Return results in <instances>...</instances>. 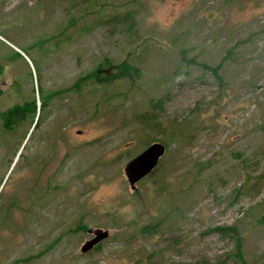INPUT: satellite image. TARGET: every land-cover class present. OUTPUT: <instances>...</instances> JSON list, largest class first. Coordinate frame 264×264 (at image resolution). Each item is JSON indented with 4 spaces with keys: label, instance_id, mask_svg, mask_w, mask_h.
Returning <instances> with one entry per match:
<instances>
[{
    "label": "rangeland",
    "instance_id": "obj_1",
    "mask_svg": "<svg viewBox=\"0 0 264 264\" xmlns=\"http://www.w3.org/2000/svg\"><path fill=\"white\" fill-rule=\"evenodd\" d=\"M221 227L264 264V0H0V264H239Z\"/></svg>",
    "mask_w": 264,
    "mask_h": 264
},
{
    "label": "trees",
    "instance_id": "obj_2",
    "mask_svg": "<svg viewBox=\"0 0 264 264\" xmlns=\"http://www.w3.org/2000/svg\"><path fill=\"white\" fill-rule=\"evenodd\" d=\"M215 73L214 70H212ZM138 70L133 66H129L126 63L121 64L120 66L115 68V73H111L109 75H100L98 71L90 74L87 79L92 80L94 84L104 85L110 84L112 82L122 80V79H132V77L137 76ZM135 75V76H134ZM36 115V105L34 101L29 103H24L23 105H16L9 110H7L2 115V125L5 131H10L15 127L23 124L25 121L32 119ZM146 115H143L144 118ZM38 118V116H37ZM151 119V118H149ZM153 120V119H151ZM150 120V121H151ZM154 120V125H158ZM37 122H35L36 125ZM217 231L221 232V234L229 235L235 240V252L234 257L239 262V264H246L243 255V242L242 239L235 227H221L217 228Z\"/></svg>",
    "mask_w": 264,
    "mask_h": 264
},
{
    "label": "water",
    "instance_id": "obj_3",
    "mask_svg": "<svg viewBox=\"0 0 264 264\" xmlns=\"http://www.w3.org/2000/svg\"><path fill=\"white\" fill-rule=\"evenodd\" d=\"M165 152L164 144L154 142L126 163L124 174L131 190L135 191L136 184L154 171ZM87 234L91 235V238L81 247L82 253L89 252L109 236L107 230L92 228L87 230Z\"/></svg>",
    "mask_w": 264,
    "mask_h": 264
}]
</instances>
